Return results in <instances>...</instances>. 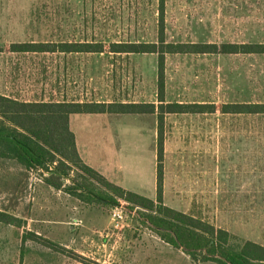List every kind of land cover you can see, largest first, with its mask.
<instances>
[{"label":"rangeland","instance_id":"1","mask_svg":"<svg viewBox=\"0 0 264 264\" xmlns=\"http://www.w3.org/2000/svg\"><path fill=\"white\" fill-rule=\"evenodd\" d=\"M157 19L156 0H0V93L157 104L156 54L109 49L113 42H156ZM164 29L167 42L264 44V0H165ZM24 42H101L104 49L10 50ZM164 76L166 102L215 106L213 113L166 114L164 205L228 231L236 243L264 246L261 170L249 184L258 200L222 195V124L224 133L246 124L260 132L264 115L235 120L220 111L226 103H264V54H167ZM73 118L78 136L96 132L98 152L108 140L122 185L154 200L156 114ZM69 176L65 185L75 172ZM117 202H82L46 184L39 171L0 158V212L20 219V226L0 222V264H215L192 261L145 223L143 209ZM114 208L124 216L118 226L110 219Z\"/></svg>","mask_w":264,"mask_h":264},{"label":"trees","instance_id":"2","mask_svg":"<svg viewBox=\"0 0 264 264\" xmlns=\"http://www.w3.org/2000/svg\"><path fill=\"white\" fill-rule=\"evenodd\" d=\"M158 6L156 42H113L114 53H154L156 98L152 102L24 101L0 93V158L14 159L27 170H37L46 184L86 203L117 204L143 209V220L166 242L180 248L192 261L215 264H264V246L250 240L240 243L226 230L163 203V122L166 114L213 113L212 103L166 102L165 56L167 54H264V44L167 42L164 29L165 0ZM101 42L13 43L15 52H96ZM222 113H264V103L222 104ZM72 114H156L155 199L124 189L88 166L80 157L69 127ZM75 172L71 183L64 179ZM46 175V176H44ZM98 189L99 191H97ZM0 222L20 226V219L0 212Z\"/></svg>","mask_w":264,"mask_h":264},{"label":"crops","instance_id":"3","mask_svg":"<svg viewBox=\"0 0 264 264\" xmlns=\"http://www.w3.org/2000/svg\"><path fill=\"white\" fill-rule=\"evenodd\" d=\"M9 96L20 99L17 96H13V95H9ZM20 100L49 101V99H38V100L20 99ZM62 100H67V99H62ZM72 101H79V100H72ZM222 114L231 118L233 117L235 120L238 117L245 118L252 115H264V113H256V114L222 113ZM78 115L79 114L70 115L69 127L74 134L76 148L82 160L88 166L98 171L109 181L122 186L124 189L131 190L126 186L122 185L123 184L122 170H121V166L116 162L115 156L114 155H112L111 157L108 156L107 150L109 149L108 146L110 144L108 140L104 139L105 145H103L102 147L103 152H98V150H96L93 147L95 146L94 143H96L95 141L96 132L92 131L91 129L89 130L85 129L83 130L84 132L80 134V136H78L76 131L72 129V121L74 119L73 117H78ZM86 115L93 116L97 114H86ZM107 115H112V114H107ZM76 121H79V119H76ZM224 128L225 126L224 124H222V195H225L223 199L227 201H239L244 198L248 200H253V199L258 200V198L255 199V197H252L253 193L251 192L250 185L257 183L256 178L260 176V170L262 177H264V131H260V132L253 131L249 124L244 125L242 131H239L237 125H235L234 130H230V131L226 130L225 133H224ZM259 153L262 154V160H263L261 169L258 163ZM242 180H246V182ZM163 182L165 187L166 184L165 178ZM239 187L241 188V190L245 188V191L241 192ZM154 192H155V180H154L153 193ZM238 193H241V195L240 196L237 195ZM243 195L244 196L247 195V197H243Z\"/></svg>","mask_w":264,"mask_h":264},{"label":"built area","instance_id":"4","mask_svg":"<svg viewBox=\"0 0 264 264\" xmlns=\"http://www.w3.org/2000/svg\"><path fill=\"white\" fill-rule=\"evenodd\" d=\"M110 219L115 223V226H118L119 223L124 222V216L120 208H114L110 212Z\"/></svg>","mask_w":264,"mask_h":264}]
</instances>
